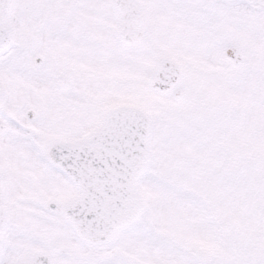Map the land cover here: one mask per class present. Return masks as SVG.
<instances>
[{
  "label": "snow or ice",
  "instance_id": "obj_1",
  "mask_svg": "<svg viewBox=\"0 0 264 264\" xmlns=\"http://www.w3.org/2000/svg\"><path fill=\"white\" fill-rule=\"evenodd\" d=\"M0 264H264V0H0Z\"/></svg>",
  "mask_w": 264,
  "mask_h": 264
}]
</instances>
